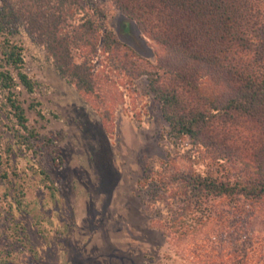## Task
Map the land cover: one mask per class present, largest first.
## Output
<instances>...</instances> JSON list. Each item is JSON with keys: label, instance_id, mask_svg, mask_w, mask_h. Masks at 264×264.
Returning a JSON list of instances; mask_svg holds the SVG:
<instances>
[{"label": "trees", "instance_id": "16d2710c", "mask_svg": "<svg viewBox=\"0 0 264 264\" xmlns=\"http://www.w3.org/2000/svg\"><path fill=\"white\" fill-rule=\"evenodd\" d=\"M108 1L156 46L155 62L118 38L96 0H0V112L13 138L7 152L42 156V146L54 143L30 125L19 91L37 88L25 71V48L13 39L21 22L106 128L122 90L145 78L171 136L192 145L184 159L206 163L204 172L166 163L146 181L153 199L171 206L158 229L191 244L186 264H264V0ZM39 105L29 108L43 118ZM39 173L54 195L51 177Z\"/></svg>", "mask_w": 264, "mask_h": 264}, {"label": "rangeland", "instance_id": "374dc122", "mask_svg": "<svg viewBox=\"0 0 264 264\" xmlns=\"http://www.w3.org/2000/svg\"><path fill=\"white\" fill-rule=\"evenodd\" d=\"M96 1L118 38L155 62L156 46L136 23L108 0ZM12 29L25 48V71L37 82L34 94L19 88L30 125L54 143L42 146V156L18 147L8 153L13 138L0 112V264H186L191 244L158 229V221H170L171 206L153 199L147 184L166 163L208 167L184 159L192 145L171 136L148 81L122 90L106 128L26 26ZM34 101L43 118L29 108ZM41 169L58 189L54 195L44 189Z\"/></svg>", "mask_w": 264, "mask_h": 264}]
</instances>
